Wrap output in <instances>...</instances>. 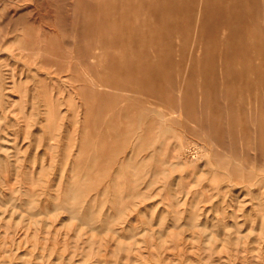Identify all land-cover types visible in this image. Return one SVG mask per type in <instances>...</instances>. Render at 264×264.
I'll return each instance as SVG.
<instances>
[{"label":"rangeland","instance_id":"rangeland-1","mask_svg":"<svg viewBox=\"0 0 264 264\" xmlns=\"http://www.w3.org/2000/svg\"><path fill=\"white\" fill-rule=\"evenodd\" d=\"M0 264H264V0H0Z\"/></svg>","mask_w":264,"mask_h":264}]
</instances>
